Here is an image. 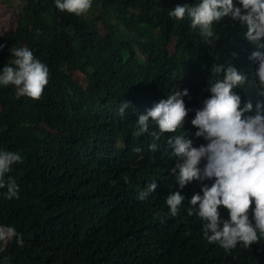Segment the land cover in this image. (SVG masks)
<instances>
[{
  "label": "trees",
  "instance_id": "trees-1",
  "mask_svg": "<svg viewBox=\"0 0 264 264\" xmlns=\"http://www.w3.org/2000/svg\"><path fill=\"white\" fill-rule=\"evenodd\" d=\"M197 3L92 0L76 16L55 0H33L0 31V69L12 64L10 48L26 47L50 70L38 100L0 86V150L23 157L7 174L19 199H5L0 189V226L13 227L23 243L0 240V264H264V238L225 251L208 243L196 216L181 209L173 217L165 202L177 191L188 198L173 185L164 144L196 131L191 120L220 78L213 65L231 64L249 82L257 66L239 21L214 22L211 45L187 16H168L177 5ZM249 82L236 91L255 115L264 95ZM179 89L188 90L185 127L163 134L153 152L147 133L133 135L138 116ZM152 182L156 189L139 200Z\"/></svg>",
  "mask_w": 264,
  "mask_h": 264
},
{
  "label": "clouds",
  "instance_id": "clouds-1",
  "mask_svg": "<svg viewBox=\"0 0 264 264\" xmlns=\"http://www.w3.org/2000/svg\"><path fill=\"white\" fill-rule=\"evenodd\" d=\"M55 4L60 11L81 16L90 10L92 0H55ZM238 5L233 0H199L195 5H177L168 12L178 21L187 16L191 28L198 29L211 45L215 42L214 22L225 18L239 21L246 27L245 39L257 49L249 57L257 62L250 82L231 64L213 65L212 74L220 78L212 79L208 89L211 96L191 120L196 131L174 135L164 144L174 161L173 185L184 188L188 196L186 199L177 191L165 199L171 215L175 217L185 209L190 216H196L208 243H219L225 251L238 244L248 247L264 238V102L258 101L256 114L251 115L252 103L245 102L242 107L241 95L236 91L249 82L264 95V44L260 43L264 40V0H238ZM3 47L0 45V49ZM9 51L13 61L0 69V86L14 85L18 96L38 100L49 83V68L26 47ZM187 95V89H179L156 103L146 115H139L133 135L147 133L152 138L149 149L157 151V141L163 134L184 129L189 109L183 97ZM128 106V102L120 105L122 117ZM149 118L155 125L151 131ZM133 151L139 153L141 148ZM18 163H23L21 154L0 150V189H7L3 195L9 201L19 199L18 184L7 175ZM156 187L155 182L148 184L138 199H146ZM13 237L22 245L13 227L0 226V240Z\"/></svg>",
  "mask_w": 264,
  "mask_h": 264
},
{
  "label": "rangeland",
  "instance_id": "rangeland-1",
  "mask_svg": "<svg viewBox=\"0 0 264 264\" xmlns=\"http://www.w3.org/2000/svg\"><path fill=\"white\" fill-rule=\"evenodd\" d=\"M32 1L33 0H0V31L5 28L12 16L15 17L19 9L21 10L26 3ZM78 76L82 77L81 74ZM78 76L77 78H79Z\"/></svg>",
  "mask_w": 264,
  "mask_h": 264
}]
</instances>
